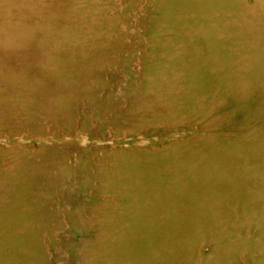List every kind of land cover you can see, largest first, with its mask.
Masks as SVG:
<instances>
[{
  "label": "rangeland",
  "instance_id": "rangeland-1",
  "mask_svg": "<svg viewBox=\"0 0 264 264\" xmlns=\"http://www.w3.org/2000/svg\"><path fill=\"white\" fill-rule=\"evenodd\" d=\"M0 264H264V0H0Z\"/></svg>",
  "mask_w": 264,
  "mask_h": 264
},
{
  "label": "bare ground",
  "instance_id": "bare-ground-1",
  "mask_svg": "<svg viewBox=\"0 0 264 264\" xmlns=\"http://www.w3.org/2000/svg\"><path fill=\"white\" fill-rule=\"evenodd\" d=\"M143 10V9H142ZM123 55V54H122ZM110 70V69H109ZM101 81V80H100Z\"/></svg>",
  "mask_w": 264,
  "mask_h": 264
}]
</instances>
